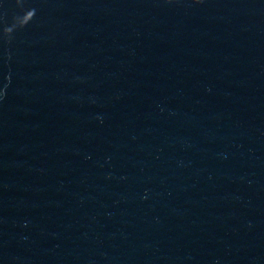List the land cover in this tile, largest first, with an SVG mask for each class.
Listing matches in <instances>:
<instances>
[{
  "label": "water",
  "instance_id": "water-1",
  "mask_svg": "<svg viewBox=\"0 0 264 264\" xmlns=\"http://www.w3.org/2000/svg\"><path fill=\"white\" fill-rule=\"evenodd\" d=\"M0 264H264V0H0Z\"/></svg>",
  "mask_w": 264,
  "mask_h": 264
}]
</instances>
